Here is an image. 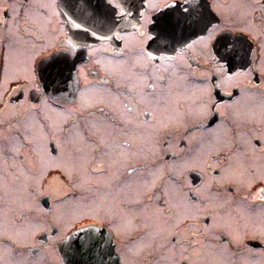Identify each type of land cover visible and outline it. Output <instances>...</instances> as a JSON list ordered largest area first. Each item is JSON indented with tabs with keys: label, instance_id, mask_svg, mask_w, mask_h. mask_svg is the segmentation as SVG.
<instances>
[{
	"label": "flooded vegetation",
	"instance_id": "obj_1",
	"mask_svg": "<svg viewBox=\"0 0 264 264\" xmlns=\"http://www.w3.org/2000/svg\"><path fill=\"white\" fill-rule=\"evenodd\" d=\"M184 14L208 30L163 27ZM68 109L97 180L62 198L36 128ZM76 199L97 216L55 213ZM92 225L118 264H264V0H0V264H63Z\"/></svg>",
	"mask_w": 264,
	"mask_h": 264
},
{
	"label": "rangeland",
	"instance_id": "obj_2",
	"mask_svg": "<svg viewBox=\"0 0 264 264\" xmlns=\"http://www.w3.org/2000/svg\"><path fill=\"white\" fill-rule=\"evenodd\" d=\"M69 110L62 112H58V118L57 120H55L54 118H51L52 121L49 119V122L47 123V125H38L37 126V131L41 134V138L44 140L46 139V141H41V146H39L38 149H40L43 153L41 154V167L38 168V172L42 171V175H44V173L46 172V170L48 169V167H55L61 170V176L58 174L59 177H56L55 180L51 179L52 177H50V179L48 178V182H47V186H49V188H51L54 191H56V197H59L60 195H62L61 197H65L68 194L66 193L67 190L70 188V186H68V183L71 181H74V185L79 188L82 187L84 183L86 182H93L96 181L97 178L88 175L87 173H85V171H88V169H86L85 164L87 162H85L87 160V153H89L90 149L93 147V145L90 142H87V140L83 139L82 135H81V127L80 126H72L69 127V124H64L63 122H65L69 116ZM47 113L49 114V111H47ZM47 114V116L49 117V115ZM89 125L91 126V128L94 130L92 132H100L99 128H97V124L90 122ZM117 129L114 126H110V130L111 132L114 134V130ZM118 133V132H117ZM66 134V137L63 135ZM69 135V136H68ZM48 138L50 139H54L55 142L57 144H59V148L61 149V155L57 156V157H48L46 150L49 149L48 146ZM105 143L109 146V147H113L114 149L118 148L117 143H119V140L113 141V142H109L105 141ZM113 143V144H112ZM119 149H121L122 151L124 150L123 148L119 147ZM64 154L68 155L67 157L64 156ZM142 156V155H141ZM149 158L151 156H148ZM68 159V160H67ZM89 159V158H88ZM209 157L208 156H193L191 157V159H186L185 163H188L190 160L191 162L189 164H201L203 161H209L208 160ZM171 164V163H170ZM182 163L178 164V165H183ZM180 170H182L181 168H179ZM175 170V169H173ZM84 172V173H82ZM78 175V180L75 178V174H79ZM77 177V176H76ZM80 177V178H79ZM50 180V181H49ZM63 182V183H61ZM68 182V183H67ZM46 184V183H45ZM44 185V182H43ZM82 189V188H81ZM207 191L205 190L204 196L205 197H211V196H217V195H209L208 193H206ZM83 194H79L78 197H82ZM77 196L75 198H78ZM63 203L59 202L58 204H56V209H55V213L60 216H64V218L67 220H71L73 219L74 221L88 216V215H93L94 209L93 206H99L102 203L97 201V200H93V202H89V204L91 205L90 208H88L87 210L89 212H87L85 210L86 207V203L84 201H80V199H76L74 201H67L64 200L62 201ZM88 206V205H87ZM93 216H97V214L93 215ZM182 217L179 216V220ZM72 222V221H71Z\"/></svg>",
	"mask_w": 264,
	"mask_h": 264
},
{
	"label": "water",
	"instance_id": "obj_3",
	"mask_svg": "<svg viewBox=\"0 0 264 264\" xmlns=\"http://www.w3.org/2000/svg\"><path fill=\"white\" fill-rule=\"evenodd\" d=\"M58 252L63 264H118L109 235L95 225L70 232L59 242Z\"/></svg>",
	"mask_w": 264,
	"mask_h": 264
},
{
	"label": "snow or ice",
	"instance_id": "obj_4",
	"mask_svg": "<svg viewBox=\"0 0 264 264\" xmlns=\"http://www.w3.org/2000/svg\"><path fill=\"white\" fill-rule=\"evenodd\" d=\"M69 5L72 4V0H68ZM109 11L113 14H115V6L109 4L108 5ZM211 23V21L207 20L204 17H194L190 14H184L182 18H176L173 19L171 17H169L168 19H166L163 22V27L166 29H175L177 26H183L186 29H189L193 32H195L197 29H199L200 31H207L208 30V25ZM241 31H243V29H241ZM216 40V44L219 47H225L226 45L223 43L224 38L223 37H214L213 33L211 31H208V36L207 38H201L200 41H198L201 44H205L206 40ZM219 47H218V51H219ZM224 56H221V59H224ZM221 74L223 75V69L220 70Z\"/></svg>",
	"mask_w": 264,
	"mask_h": 264
}]
</instances>
